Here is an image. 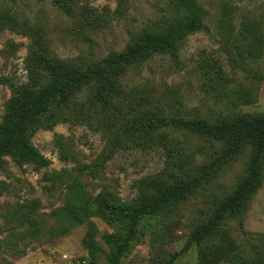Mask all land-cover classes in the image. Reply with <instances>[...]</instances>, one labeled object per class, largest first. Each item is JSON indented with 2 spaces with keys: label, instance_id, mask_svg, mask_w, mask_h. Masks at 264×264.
Here are the masks:
<instances>
[{
  "label": "rangeland",
  "instance_id": "rangeland-1",
  "mask_svg": "<svg viewBox=\"0 0 264 264\" xmlns=\"http://www.w3.org/2000/svg\"><path fill=\"white\" fill-rule=\"evenodd\" d=\"M175 2L0 0L2 25H7L5 16L11 15L15 21L14 30H0V77L26 83L30 54L77 66L91 65L180 16ZM198 3L203 10L200 30L179 41L174 49L131 65L118 80V97L89 109L95 128L61 123L51 131L39 130L33 135L32 144L50 160L47 169L35 171L29 165L18 167L8 157L4 159L0 165V181L6 186L0 196V264H91L82 246L85 225L73 226L62 234L59 231L66 220L57 221L53 214L65 205L66 187L73 179L83 185L90 199L105 192L125 203L138 198L143 183L150 179L174 183V175L166 166L168 150L161 145L147 151L131 145L128 131L134 125L156 117L217 122L240 115H264V0ZM93 88L80 91L76 103L84 107ZM239 89L248 92L253 102L239 100ZM9 96L7 86L0 84V120ZM165 130L173 157L192 159L187 166L207 164L219 150V145L187 131ZM110 149L111 157L99 175L91 178L86 166L100 161ZM248 154L249 149H244L186 200L145 219L142 242L122 264H151L149 243L153 240L160 263L176 254L174 264H196L197 249L182 250L187 237L194 225L210 216L235 188L245 173ZM192 172L189 169L188 173ZM186 178V173L178 174L179 181ZM32 201L38 203L40 234L37 239L18 240L16 234L5 230L8 216ZM88 219L95 224L96 240L103 247L102 263L108 252L102 237L112 229L96 217ZM222 227L233 244L234 259L264 264V177L243 214L226 219ZM217 264L234 262L223 258Z\"/></svg>",
  "mask_w": 264,
  "mask_h": 264
},
{
  "label": "trees",
  "instance_id": "trees-1",
  "mask_svg": "<svg viewBox=\"0 0 264 264\" xmlns=\"http://www.w3.org/2000/svg\"><path fill=\"white\" fill-rule=\"evenodd\" d=\"M175 6L181 12L180 16L171 18L162 29L144 32L124 50L111 52L91 65L77 66L67 60L30 54L31 64L26 65V83L14 81L10 77H0V84L7 86L10 91L0 120V165L8 157L18 167L29 165L35 171L47 169L50 160L41 155L31 141L37 131H51L61 123L95 128L90 122L89 109L98 104L107 105L118 97L121 92L118 80L131 65L174 49L179 41L200 30L203 10L198 0H176ZM4 20L7 25L0 22V30L8 27L14 30L13 17L5 16ZM35 82L40 84L35 85ZM88 86L94 87L92 95L87 104L81 107L75 99ZM237 96L246 104L253 102L249 93L242 89L238 90ZM166 128L187 131L213 145H219V150L209 163L187 166L191 158L182 157L179 161L171 154ZM128 134L133 147L147 151L161 145L168 150L166 158L169 161L166 166L170 169L168 172L174 175V183L167 185L164 180L150 179V182L143 183L145 187L141 189L138 198L125 203L111 198L105 192L90 199L85 194L83 185L73 179L66 187L68 191L65 205L53 212L57 221L66 220L59 232L64 234L73 226L85 225L82 246L87 251L90 263L122 264L123 259L142 242L145 219L169 211L170 207L186 200L209 182L223 165L234 161L247 148L249 154L244 175L210 216L194 225L182 249H197L196 264H217L223 258L234 264H246L243 259H234V253L231 256L233 244L222 226L226 219H235L243 214L251 197L261 186L264 177V115H240L217 122L199 118L186 120L156 117L134 125ZM112 151L108 150L100 161L86 166V173L91 178L99 175ZM189 169L193 172L188 173ZM183 173H186L187 178L179 181L178 174ZM51 177L61 176L52 174ZM4 191L5 183L0 181V196ZM23 205H26L25 209L17 208L8 216L10 221L5 230L16 234L18 240L37 239L40 234L36 218L38 203L32 201ZM89 217H96L112 229L102 237L108 250L102 257V263L100 258L103 247L96 240V226ZM16 228L21 229L17 231L18 234L13 232ZM149 244L153 254L151 264H162L155 253L156 241ZM176 256L174 254L164 264H174Z\"/></svg>",
  "mask_w": 264,
  "mask_h": 264
}]
</instances>
